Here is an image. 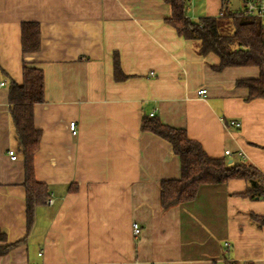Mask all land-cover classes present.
I'll use <instances>...</instances> for the list:
<instances>
[{"label": "crops", "instance_id": "crops-1", "mask_svg": "<svg viewBox=\"0 0 264 264\" xmlns=\"http://www.w3.org/2000/svg\"><path fill=\"white\" fill-rule=\"evenodd\" d=\"M204 2V15L193 19L218 15L220 0ZM170 14L165 0H0V82H7L0 85V230L7 243L26 232L23 160L7 102L23 60L43 72L44 101L33 110L41 131L34 174L55 196L36 207L25 242L0 255V264H264V225L248 217L264 214V200L238 196L244 180L202 184L193 200L160 210L158 184L177 179L180 166L169 142L140 129L150 113L185 129L207 155L248 159L264 174V99L246 101L247 89L235 85L258 69L214 71L218 57L197 54L165 22ZM24 21L37 22L40 44L22 55ZM115 52L128 76L121 81L113 78ZM199 88L205 96L196 95ZM230 120L239 127L225 125Z\"/></svg>", "mask_w": 264, "mask_h": 264}, {"label": "trees", "instance_id": "trees-1", "mask_svg": "<svg viewBox=\"0 0 264 264\" xmlns=\"http://www.w3.org/2000/svg\"><path fill=\"white\" fill-rule=\"evenodd\" d=\"M165 1L171 7V14L165 22L175 29L177 35L191 41L197 54L216 55L218 64L211 65L214 71L228 67H256V77L238 79L235 85L247 89L246 101L264 99V39L257 20L231 11L195 20L189 14L190 0ZM39 44L37 22H22L21 54L38 51ZM21 76V82L9 80L7 102L13 138L23 160L26 232L23 238L7 243L6 234L0 230V255L25 242L33 226L36 207L49 195L46 185L37 181L34 174V155L39 148L41 131L34 125L33 110L36 104L44 101L43 72L37 65L23 60ZM127 77L119 67L117 53H113L114 80L121 81ZM227 124L228 121H225ZM140 129L165 139L179 158V177L165 179L158 184L161 211L193 200L202 184H222L230 179H242L245 182V189L238 196L264 200V174L248 159L234 162L225 157H211L197 140L188 137L185 129L165 125L157 116H143ZM248 217L256 227L264 225V214L248 212ZM221 264L251 263L227 259Z\"/></svg>", "mask_w": 264, "mask_h": 264}, {"label": "built area", "instance_id": "built-area-1", "mask_svg": "<svg viewBox=\"0 0 264 264\" xmlns=\"http://www.w3.org/2000/svg\"><path fill=\"white\" fill-rule=\"evenodd\" d=\"M237 2H238L237 10H232L231 5L233 3V0H220V9L218 15H222L224 14V12L231 11V12H238L239 14L245 17L257 20L264 39V0H237ZM6 84L7 82L5 80L0 82V85L2 86ZM205 94H206V88H199L196 91L197 96H205ZM152 115H153L152 113L149 114V116ZM228 125L238 128L239 122L237 120H230L228 121ZM69 130L71 134L76 133V124L74 121H71L69 123ZM7 153L11 160H15L16 156L13 150L9 149ZM224 153L225 155L230 154L228 150H225ZM54 201H55V196L52 193H50L45 198L44 203L47 205H51L54 203ZM132 230L135 236L138 235L140 232L139 225L137 223H133Z\"/></svg>", "mask_w": 264, "mask_h": 264}, {"label": "rangeland", "instance_id": "rangeland-1", "mask_svg": "<svg viewBox=\"0 0 264 264\" xmlns=\"http://www.w3.org/2000/svg\"><path fill=\"white\" fill-rule=\"evenodd\" d=\"M204 1L205 0H190L189 14L191 18H198L199 16L204 15V12H203V7L205 5ZM224 22L227 23V20H224Z\"/></svg>", "mask_w": 264, "mask_h": 264}, {"label": "water", "instance_id": "water-1", "mask_svg": "<svg viewBox=\"0 0 264 264\" xmlns=\"http://www.w3.org/2000/svg\"><path fill=\"white\" fill-rule=\"evenodd\" d=\"M237 8H238V2H237V0H233V3L231 5V9L232 10H237Z\"/></svg>", "mask_w": 264, "mask_h": 264}]
</instances>
